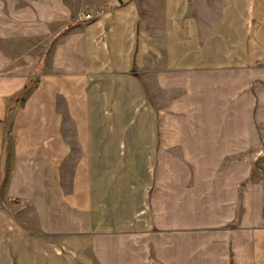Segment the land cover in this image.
<instances>
[{"label": "crops", "instance_id": "0c3cea01", "mask_svg": "<svg viewBox=\"0 0 264 264\" xmlns=\"http://www.w3.org/2000/svg\"><path fill=\"white\" fill-rule=\"evenodd\" d=\"M0 197V264H264V0H0Z\"/></svg>", "mask_w": 264, "mask_h": 264}, {"label": "built area", "instance_id": "2783aa9c", "mask_svg": "<svg viewBox=\"0 0 264 264\" xmlns=\"http://www.w3.org/2000/svg\"><path fill=\"white\" fill-rule=\"evenodd\" d=\"M103 12H104V7L103 8H100L95 13L90 12V11H86L84 13V15H83V20L84 21H90V20L94 19L95 17H97L99 14L103 13ZM5 206H6L5 200L2 197H0V209H2Z\"/></svg>", "mask_w": 264, "mask_h": 264}, {"label": "rangeland", "instance_id": "374dc122", "mask_svg": "<svg viewBox=\"0 0 264 264\" xmlns=\"http://www.w3.org/2000/svg\"><path fill=\"white\" fill-rule=\"evenodd\" d=\"M255 168H257L256 166H255ZM247 185V182H245V186Z\"/></svg>", "mask_w": 264, "mask_h": 264}]
</instances>
